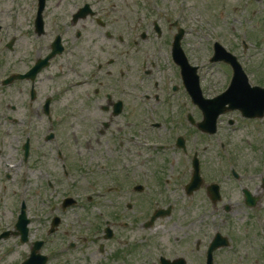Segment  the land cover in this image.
<instances>
[{"label": "flooded vegetation", "instance_id": "1", "mask_svg": "<svg viewBox=\"0 0 264 264\" xmlns=\"http://www.w3.org/2000/svg\"><path fill=\"white\" fill-rule=\"evenodd\" d=\"M180 1L0 0V244L21 262L264 264V144L234 142L264 117L204 129L232 71L187 47Z\"/></svg>", "mask_w": 264, "mask_h": 264}, {"label": "rangeland", "instance_id": "2", "mask_svg": "<svg viewBox=\"0 0 264 264\" xmlns=\"http://www.w3.org/2000/svg\"><path fill=\"white\" fill-rule=\"evenodd\" d=\"M190 1L191 5L187 8L190 9L188 11L190 19L185 20L181 16V21L188 22V26L192 28L191 34L186 40V44L187 47L191 48L194 55L199 56L201 54L204 57H207L209 55V51H205L203 53L202 50H204L205 44L207 45V49L208 42L212 43L215 39H219L222 41L221 38H224L230 46H233L238 42V36L240 37V40H243L240 31L241 27L238 25V21L241 19L244 25V32L246 34H249L246 41L250 42L253 47L250 45V50H248L245 54H242V50L239 49V54H242L244 65L246 67V70L252 77V80H256L259 82L264 81V0H206L207 2L205 3L204 0H198L197 2H195L194 0ZM7 3H9L8 0ZM8 5L10 6V4ZM191 6L193 7L192 9ZM197 6L198 8H195ZM253 8L257 9V12L254 16L256 17L255 19L250 14ZM221 10L223 11V15L222 13H219ZM178 14L181 15L180 13ZM224 44L226 43L224 42ZM212 71L213 73H215L217 71V68H214ZM76 122V120L68 119L67 122L62 125V129L64 130V132L61 131V136L63 138L65 137L67 144H69V148H71L72 144H77V141L74 140V138L77 137L78 133V131H76L78 128L77 126H75L77 125ZM45 127L47 126L45 125ZM46 130H48V128ZM64 133L66 135H64ZM240 140H242V142H244L245 144H264V130L261 133H253L250 135H245L243 137H234L235 143L240 142ZM249 147L250 146L248 144L247 146H243L242 144L241 146H239V149L243 152L244 155H247L249 152ZM252 147L254 148L255 146ZM74 150L75 149H70L69 151L71 152ZM9 159L10 160L7 161L10 163L12 159ZM6 169L8 168L5 166V170ZM76 216H72L71 221L75 223L77 227L80 225V223L78 222ZM50 223L51 220L47 223V229L50 227ZM36 225L38 226V224ZM59 235H61V233L53 238V242L47 248V251H55L60 248V244L55 242L56 238ZM24 246L26 245L18 246L15 239H11L7 242L4 241L3 243H1L0 264H17L21 262L23 259V253L26 249ZM95 261L96 259L94 258L92 262ZM88 262H85L84 264H88Z\"/></svg>", "mask_w": 264, "mask_h": 264}, {"label": "water", "instance_id": "3", "mask_svg": "<svg viewBox=\"0 0 264 264\" xmlns=\"http://www.w3.org/2000/svg\"><path fill=\"white\" fill-rule=\"evenodd\" d=\"M236 71H237V68H236ZM235 83L238 85L237 78H236ZM45 263H46V259H43L41 261H38V260H35V259L32 258L31 260H28V261H26L23 264H45Z\"/></svg>", "mask_w": 264, "mask_h": 264}]
</instances>
